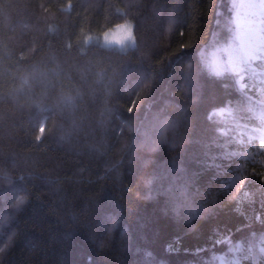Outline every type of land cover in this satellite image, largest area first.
Masks as SVG:
<instances>
[{"label": "trees", "instance_id": "obj_1", "mask_svg": "<svg viewBox=\"0 0 264 264\" xmlns=\"http://www.w3.org/2000/svg\"><path fill=\"white\" fill-rule=\"evenodd\" d=\"M236 1L0 0V264H264V102L205 59Z\"/></svg>", "mask_w": 264, "mask_h": 264}, {"label": "rangeland", "instance_id": "obj_2", "mask_svg": "<svg viewBox=\"0 0 264 264\" xmlns=\"http://www.w3.org/2000/svg\"><path fill=\"white\" fill-rule=\"evenodd\" d=\"M233 24L236 44L214 46L205 57L206 64L214 72L230 68L236 74L238 86L264 102V0H237ZM96 38L103 45L119 48L132 42L129 39L119 43L104 41L101 36ZM215 112L223 115L228 109L220 107ZM255 127L264 135V122ZM262 142L264 138L260 144ZM219 264L226 262L220 259Z\"/></svg>", "mask_w": 264, "mask_h": 264}, {"label": "clouds", "instance_id": "obj_3", "mask_svg": "<svg viewBox=\"0 0 264 264\" xmlns=\"http://www.w3.org/2000/svg\"><path fill=\"white\" fill-rule=\"evenodd\" d=\"M121 26H127V29L130 31L131 38L129 39L130 41L134 42L135 41V34H134V24L131 20L125 18L123 21H121L118 25L115 27H106V30L100 33V36L104 41H113L115 40V37L117 33L120 31ZM81 33L84 34L86 33L85 29H81ZM96 39V34L92 35H87L84 34V42L87 44L89 41ZM264 143V142H262ZM261 145V144H260ZM261 148V147H260ZM264 150V148H261ZM261 163H264V161H261ZM11 181L9 180V183ZM26 202V198H18L17 201L15 202L14 205H12L13 208L18 209L21 205H23ZM8 217H5V220H7ZM15 234L13 233L10 235L7 240L3 243L0 244V260L3 259L4 254L9 250V248L12 246V241H13V236Z\"/></svg>", "mask_w": 264, "mask_h": 264}, {"label": "snow or ice", "instance_id": "obj_4", "mask_svg": "<svg viewBox=\"0 0 264 264\" xmlns=\"http://www.w3.org/2000/svg\"><path fill=\"white\" fill-rule=\"evenodd\" d=\"M131 34L130 31L127 29V26H121L120 31L117 33L115 37V41L119 43H123L125 39H130ZM261 148H264V143H261L260 145ZM260 179L261 181H264V170L260 172Z\"/></svg>", "mask_w": 264, "mask_h": 264}]
</instances>
